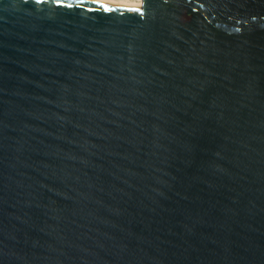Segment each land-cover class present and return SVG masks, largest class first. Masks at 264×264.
<instances>
[{"label": "water", "instance_id": "95a60500", "mask_svg": "<svg viewBox=\"0 0 264 264\" xmlns=\"http://www.w3.org/2000/svg\"><path fill=\"white\" fill-rule=\"evenodd\" d=\"M0 264H264V0H0Z\"/></svg>", "mask_w": 264, "mask_h": 264}, {"label": "bare ground", "instance_id": "6f19581e", "mask_svg": "<svg viewBox=\"0 0 264 264\" xmlns=\"http://www.w3.org/2000/svg\"><path fill=\"white\" fill-rule=\"evenodd\" d=\"M108 2H119V3H128L135 6H139L142 0H103Z\"/></svg>", "mask_w": 264, "mask_h": 264}]
</instances>
